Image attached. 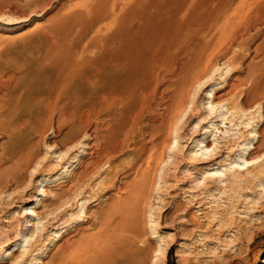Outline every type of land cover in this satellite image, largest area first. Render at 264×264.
<instances>
[{
  "label": "rangeland",
  "instance_id": "rangeland-1",
  "mask_svg": "<svg viewBox=\"0 0 264 264\" xmlns=\"http://www.w3.org/2000/svg\"><path fill=\"white\" fill-rule=\"evenodd\" d=\"M149 1L182 6L177 19L187 21L189 34L164 52L131 116L130 133L126 129L115 151L112 135L124 105L106 90L107 81L100 82L95 65L107 55H125L126 32L141 24L137 16L157 11L146 7ZM152 1L0 0V115L10 114L0 116V264H264V168L257 167L264 163V0ZM202 57L205 73L187 93V108L155 172L143 214H127L119 199L129 195L127 184L137 171L149 168V151L143 150L155 145L154 125L167 121L182 96L187 60ZM73 63L86 70L76 65L83 79L98 73L97 88L85 96L53 86L59 67L70 71ZM230 84L236 85L232 93ZM249 95L258 96L246 116L227 114L234 123L225 124L211 111V102L216 109L231 107ZM205 128L210 132L204 134ZM252 131L260 137L253 140ZM215 136L221 149L202 156L201 146ZM250 141L260 145L259 158L251 174L239 176L228 163L242 162L240 145ZM29 147L34 157L23 173L16 162ZM137 155L145 158L136 161ZM216 156L231 178L225 185L223 178L205 174L218 167ZM13 173L22 176L14 180ZM35 197L42 202L36 205Z\"/></svg>",
  "mask_w": 264,
  "mask_h": 264
},
{
  "label": "bare ground",
  "instance_id": "bare-ground-1",
  "mask_svg": "<svg viewBox=\"0 0 264 264\" xmlns=\"http://www.w3.org/2000/svg\"><path fill=\"white\" fill-rule=\"evenodd\" d=\"M114 1V0H113ZM142 1V0H141ZM152 1V0H151ZM159 1V0H158ZM181 0H178L177 2H180ZM183 1V0H182ZM181 1V2H182ZM150 2V1H149ZM160 2V1H159ZM176 2V1H175ZM186 2V1H185ZM148 3V2H147ZM146 3V4H147ZM183 3V2H182ZM222 3V2H221ZM249 3V2H248ZM145 4V5H146ZM227 5V3H226ZM173 6V5H172ZM176 6V5H175ZM237 6V5H236ZM147 8H156L157 11L153 14H140L137 16V19H138V22L140 21V25L137 26V27H134V29H130L128 30V32H126L127 34V37L124 39H121L122 42L120 41V43H123V40H124V45L125 48H127V51L125 53V55H121L123 53H121L120 55H107V57H105L104 59L105 60H101L102 62H99V63H95L96 65V70L98 73V75H101V77L99 76V80L101 79L102 82L104 81H107L109 83V87L107 88L106 86V90L110 88V94L112 95V97H114V101H116V103H119L120 105H124V110L122 115H121V118L120 120H118V117L115 119V120H118L116 121L117 123V126L114 125V131H113V138H114V141H115V144H114V150L116 151L117 149L119 150L120 148V145L118 144V139L121 137V135L126 131L129 123L132 121L131 119V116H136V112H137V109H139V104H140V99L141 96L147 92V90L149 89V86H150V83H151V79H152V73L154 74L155 72L154 69L155 67L157 66V64L159 65V62L166 56L164 55V52L166 50H168L172 44L174 45V41L176 39H178L182 33H186L185 29L186 26L185 24H187L186 22L184 21H180L177 19L178 17V14H179V9L180 8H176L174 9L175 7H171L170 6V3L169 5L168 4H164V5H159L156 1H152L150 2L147 6ZM142 8V7H141ZM146 8V9H147ZM185 8V7H184ZM229 8V7H228ZM215 9V7H214ZM210 11V10H209ZM216 11V10H215ZM143 12V11H142ZM219 12V11H218ZM183 14V13H182ZM186 14V13H185ZM211 14V13H210ZM219 15V14H218ZM133 16V15H132ZM217 16V14H216ZM128 17H130L128 15ZM218 17V16H217ZM131 18V17H130ZM184 20H187V19H184ZM211 20V19H210ZM219 20V19H218ZM240 20V19H239ZM137 22V21H136ZM189 22V21H188ZM134 23V22H133ZM191 23V22H190ZM128 24V23H127ZM189 25V24H188ZM193 25V24H192ZM190 26V25H189ZM191 27V26H190ZM189 27V28H190ZM195 27V26H194ZM129 28V27H128ZM127 28V29H128ZM192 28V27H191ZM190 28V29H191ZM206 28V27H205ZM193 29V28H192ZM198 29V28H197ZM196 29V30H197ZM185 31V32H183ZM192 31V30H191ZM199 31V30H198ZM201 31V30H200ZM188 32V31H187ZM190 32V31H189ZM193 33V32H192ZM208 33V32H207ZM189 34V33H188ZM187 34V35H188ZM186 35V34H185ZM186 35V36H187ZM186 36H183L184 38H186ZM182 37V36H181ZM179 38L180 40H177L181 42L182 38ZM223 38V37H222ZM189 41V40H188ZM244 42V41H243ZM197 45V44H196ZM206 46V45H205ZM208 46V45H207ZM202 47V45H201ZM191 48V47H190ZM200 48V46H199ZM184 49V48H182ZM117 51V49H116ZM122 51V50H121ZM124 51V50H123ZM122 51V52H123ZM197 51V50H196ZM125 52V51H124ZM163 52V53H162ZM163 54V55H161ZM202 54V53H201ZM233 54V53H232ZM213 55V54H212ZM106 56V55H105ZM201 56H204L203 54L199 56V53H198V57H201ZM171 57V56H170ZM192 57V56H190ZM210 57V55H209ZM209 57L206 56V59H205V63L206 65H208L209 63ZM166 58V57H165ZM208 58V59H207ZM212 58V56H211ZM191 59V58H190ZM193 59V58H192ZM191 59V60H192ZM189 60V59H188ZM188 64L185 63L186 67L188 70H184L186 72V76H184L185 78V82L184 84H180V85H183V92L179 94H182V96L179 98V99H176L178 100V102L176 100V104L175 106L171 109L170 106L168 107V110L170 108V116L168 117V114L166 115L168 117L167 121L165 122L164 121V124H159V125H154L153 127L157 130L156 134L159 133L158 135H154L155 136V139H154V146L150 148H148L146 145V147H144V150L143 152H148V159H147V163H148V169L147 170H142V172H140L139 170L137 171V174H136V177L134 180H132L131 182H129L127 185L128 187V190H129V195H126L127 197L125 198H120L119 199V204L122 206V208H124L125 212H128L133 216V215H138L142 213V210L141 208L143 207L142 204H144L149 197H151V192H152V184H153V180H154V175L156 174L155 172L158 171V165L161 164L163 161V157H164V153H165V149L166 147H168V145H171V138L173 136V134L175 133L176 131V127H177V120L179 121V118L181 117L182 113L185 112L186 110V102H187V96L190 95L189 93H191V87L192 86H195L194 84H198L199 80L201 79V77H203V74L205 73V70H201L200 67L202 65L201 61L203 60V57L202 58H197L196 62H191L188 61ZM207 60V61H206ZM164 62V61H163ZM190 62V63H189ZM232 62V61H231ZM165 63V62H164ZM201 63V65H200ZM230 63V61H229ZM68 64V63H67ZM72 64V63H70ZM163 64V63H162ZM210 64V63H209ZM74 65V63H73ZM73 65L71 66V68L73 67ZM76 65L78 64H75L74 68L71 69L70 71L67 70H61L60 71V67H59V70H58V79L57 78H54V79H57L56 81H54V88L57 89L59 88L61 91H65L67 93H79V94H82L84 93V96L86 94V92L88 90H90V88H93L95 87L96 83H97V77L98 75L96 74V79L95 76L94 78L92 79L91 77H88V74H87V79H83V77H80V71H82V69L84 68H80L82 66H79L80 68V71L78 72V68L76 67ZM161 65V64H160ZM168 65V64H167ZM170 65V64H169ZM205 65V66H206ZM212 65V64H211ZM211 65H208V67L210 68ZM228 65V64H227ZM64 67V66H63ZM66 67V65H65ZM185 66H183L184 68ZM207 67V66H206ZM207 67V68H208ZM158 68V67H157ZM182 68V67H181ZM53 69V68H52ZM66 69V68H65ZM178 69V68H177ZM205 69V67H204ZM54 70V69H53ZM56 70V69H55ZM85 70V69H84ZM83 70V72H84ZM207 70V69H206ZM52 71V70H51ZM60 71V72H59ZM86 71V70H85ZM204 71V73H203ZM57 73V71H55ZM82 72V74H83ZM178 72V71H177ZM183 72V71H182ZM181 73V72H180ZM183 74V73H182ZM181 74V75H182ZM52 75H55V74H52ZM156 75V74H155ZM154 75V76H155ZM177 75V74H176ZM178 75H179V72H178ZM180 75V76H181ZM84 76L85 73H84ZM153 76V77H154ZM183 76V75H182ZM181 76V77H182ZM180 77V79H181ZM86 78V77H85ZM183 78V77H182ZM179 79V78H178ZM100 80V82H101ZM52 81V80H51ZM166 81V80H165ZM183 81V79H182ZM201 82V80H200ZM155 83V82H154ZM52 84V82H51ZM104 85V83H102ZM179 83H177L176 85H178ZM101 85V84H100ZM152 85H153V82H152ZM173 85V84H172ZM99 86V84H98ZM155 87L157 88L158 86L155 85ZM154 87V88H155ZM175 87V86H174ZM51 88V87H50ZM53 88V89H54ZM97 88V87H95ZM102 89L104 88L103 86L101 87ZM99 89H100V86H99ZM98 89V90H99ZM101 89V90H102ZM182 89V88H181ZM193 89V88H192ZM236 89V85L233 84L229 86V89H228V93H232L234 92V90ZM96 90V89H95ZM99 91V92H102L104 90V93L106 92L105 89H103L102 91ZM190 90V91H189ZM155 91V89H154ZM157 91V90H156ZM174 91V90H173ZM177 91V90H175ZM60 92V91H59ZM91 92V91H90ZM96 92V91H95ZM98 92V93H99ZM189 92V93H188ZM263 92V91H262ZM74 94V95H77V94ZM103 93V92H102ZM150 93V92H149ZM188 93V95H187ZM89 94V91L88 93ZM108 94V93H107ZM177 94V92L175 93ZM240 94V93H239ZM67 95V94H66ZM93 94L91 93L90 96H92ZM147 95V94H146ZM208 95H209V98H214L215 95H216V88H213L212 90H210L208 92ZM236 95V94H235ZM238 95V94H237ZM259 95V94H258ZM258 95H249L245 100H243L242 98L240 99V101L238 102V104H232L233 106L231 107H228V106H221L219 109H216V106L211 102L210 103V108H211V111L214 112V113H218L219 112V117H222L223 118V121H226L227 123L225 124H229L230 123H234V119H230V117L228 118L227 117V114L228 113H232V111H236V115L237 116H243L246 113V111H249V109L251 110L253 108V104H254V101L256 100L257 96ZM78 96V95H77ZM77 96H72V97H77ZM83 96V97H84ZM89 96V97H90ZM104 96H106V94H104ZM109 96V95H107ZM175 96V95H173ZM81 97V95H80ZM97 97V96H96ZM145 97V96H144ZM179 97V96H178ZM176 97V98H178ZM82 98V97H81ZM82 100L84 101L85 98H82ZM88 98V97H87ZM99 98V97H98ZM146 98V97H145ZM149 98V97H148ZM171 98V97H170ZM174 98V97H172ZM62 99V98H61ZM69 99V97H68ZM74 101H76V99H78V102L80 101L79 98H72ZM189 99V97H188ZM72 100V101H73ZM87 101V99H85ZM89 100V99H88ZM91 100V99H90ZM113 100V99H112ZM144 100V98H143ZM258 100V99H257ZM68 101V100H67ZM169 101V100H168ZM173 101V102H174ZM236 103H237V100H235ZM11 102V101H10ZM77 102V101H76ZM85 102V101H84ZM83 102V104H85ZM144 102V101H143ZM142 102V103H143ZM233 102V100H232ZM256 102V101H255ZM109 103V102H108ZM114 103V102H113ZM146 103V101H145ZM188 103V102H187ZM234 103V102H233ZM262 103V102H261ZM74 104V103H73ZM98 104V103H97ZM101 104V103H100ZM102 105V104H101ZM115 105V108L116 107V104ZM142 105V104H141ZM151 105V104H150ZM68 106V105H67ZM104 106V105H103ZM143 106V105H142ZM172 106V105H171ZM1 107V106H0ZM101 107V106H100ZM112 107V105H111ZM110 107V108H111ZM122 107V106H121ZM259 107V106H258ZM104 108V107H103ZM114 107H112L113 109ZM144 109V108H142ZM224 109L226 111H224ZM73 110V108H72ZM80 110V109H79ZM121 110V111H122ZM71 111V110H70ZM69 111V112H70ZM140 111L142 112V110L140 109ZM139 111V112H140ZM154 111V110H152ZM7 112V111H6ZM53 112V111H52ZM112 112V111H111ZM113 112H115L113 110ZM112 112V113H113ZM119 112V111H118ZM117 112V113H118ZM155 112V111H154ZM157 112V111H156ZM165 112V111H164ZM72 113V112H71ZM74 113V112H73ZM76 113V111H75ZM116 113V112H115ZM168 113V112H167ZM4 114V113H3ZM107 114V113H106ZM109 114V113H108ZM156 114V113H154ZM153 114V115H154ZM161 116L163 114L159 113ZM157 113V115H159ZM235 114V113H234ZM234 114L232 113L231 116H234ZM140 114L137 115V118L140 120ZM165 115V113H164ZM212 115V114H210ZM2 118L6 119L7 117L10 116V114L7 112L6 114L4 115H0ZM70 116H73L72 114ZM116 116V115H115ZM139 116V117H138ZM216 116V115H215ZM236 116V117H237ZM246 116V115H245ZM109 118L111 116H108ZM165 117V116H164ZM235 117V116H234ZM253 117V116H252ZM161 118V117H160ZM166 118V117H165ZM182 118V117H181ZM215 118V117H214ZM113 119V120H114ZM131 119V121H130ZM164 120V119H163ZM166 120V119H165ZM228 120V121H227ZM130 121V122H129ZM156 121V119L154 120ZM158 121V119H157ZM219 121V120H218ZM222 121V122H223ZM112 122V121H111ZM140 122V121H139ZM151 122V120H150ZM163 121H161L162 123ZM212 122V121H210ZM216 122V121H215ZM113 123H115L113 121ZM111 123V124H113ZM133 123H136L133 121ZM141 123V122H140ZM139 123V124H140ZM146 123V122H145ZM148 123V122H147ZM213 123V122H212ZM138 125V123H136ZM135 124V126H136ZM150 124V123H149ZM153 124V122H152ZM157 124V123H156ZM134 125V124H132ZM151 125V124H150ZM237 126H240L238 124H236ZM1 126V125H0ZM217 126V125H216ZM226 126V125H225ZM147 127V125H146ZM213 127L215 129H219L218 127H215V125L213 124ZM3 130L5 129L4 127V123H2V127H1ZM109 128H110V125H109ZM134 128L133 126H131V129ZM151 127H149L150 129ZM227 128V127H226ZM70 129V128H69ZM129 129V128H128ZM127 129V130H128ZM148 129V127H147ZM153 129V128H152ZM233 129V128H232ZM249 129V128H248ZM1 130V129H0ZM6 130V129H5ZM75 131V130H74ZM73 131V132H74ZM129 133H130V130H128ZM153 131V130H152ZM147 132V131H146ZM155 132V131H154ZM164 132L165 136H161V133ZM208 132H210L209 129H206L205 128V132L204 134H207ZM213 132V131H212ZM2 133V132H0ZM126 133H128L126 131ZM128 133V134H129ZM148 133V132H147ZM76 134V133H75ZM154 134V133H153ZM163 134V133H162ZM237 134V133H236ZM78 135V133H77ZM149 135L151 136L152 133ZM126 136V135H125ZM128 136V135H127ZM108 137H109V134H108ZM153 137V136H152ZM162 137V138H161ZM258 138L260 136H258V134H254V132L252 131V139L255 140V138ZM74 138V137H73ZM205 138V137H204ZM203 138V139H204ZM112 139V138H111ZM122 139V138H121ZM126 139V138H125ZM128 139V138H127ZM15 140V139H14ZM124 141V140H123ZM175 141L178 143L179 142V138L178 136L175 138ZM152 141L150 140V143ZM229 142V141H227ZM257 142V141H256ZM124 143V142H123ZM134 143V142H133ZM203 141H199V144H202ZM205 143V142H204ZM18 144V143H17ZM153 144V143H151ZM220 140L219 138H217V136L214 137L213 141L209 140L207 141L203 146H201V154L202 156H209V154H211L212 152H214L215 150H218L219 148L221 149L220 147ZM229 144V143H228ZM226 145L227 147L224 148V149H227L228 153L230 154L233 150L232 146L230 147V145ZM259 144V143H258ZM10 145V144H9ZM257 145V144H256ZM253 142L250 141V143L246 144V143H241L240 147H242V149L240 148L241 150V155L238 154V156L240 157L241 161L242 162H237L236 160L231 162V163H228L229 166L230 165H233V169L234 170V173H238L239 176L242 175L243 172H248L249 170H252L250 169L252 166H254L255 164V161H257V159L259 158V154H260V145L256 146ZM22 146V145H21ZM122 146V145H121ZM224 147V146H223ZM222 147V148H223ZM141 148V147H140ZM138 149V148H137ZM143 149V148H142ZM13 150V149H12ZM112 149H110L111 151ZM248 151V152H247ZM143 152H140V153H143ZM223 152V151H222ZM225 152V151H224ZM234 152V151H233ZM139 152H137V154H140ZM7 154V153H6ZM20 155H18V161L16 163H18V167L21 168L23 170V173H25L24 171H27V169H29L31 163H32V159L34 157V151L31 147H29L25 152H20L19 153ZM234 154V153H233ZM232 154V155H233ZM144 155V154H143ZM143 155H137L139 157H137L136 161H139L140 158H142ZM216 155V154H215ZM217 156H218V153H217ZM216 156V157H217ZM230 156V155H229ZM144 157V156H143ZM220 158V154L218 156ZM218 157L216 159L213 160V162H216L218 160ZM145 158V157H144ZM230 158V157H229ZM227 158V160L229 159ZM236 158V157H235ZM7 159V158H6ZM76 160V159H75ZM144 160V159H143ZM16 161V160H15ZM162 161V162H161ZM220 161V160H219ZM216 162V165L218 166L217 168H207L206 169V177L208 175L209 176H213V177H217L218 180L220 181V179L223 178V180H221V183L222 185H225L223 182H226L227 180L229 181L231 178L229 177H226V174L228 175V173H226V171L224 169H221L223 167H225L224 165L223 166H220V162ZM208 162V161H207ZM228 162V161H227ZM259 163V162H258ZM258 163H257V167L259 168H264V163L263 164H260L258 166ZM209 166H212L210 165V162L208 164ZM222 165V164H221ZM226 165V164H225ZM146 166V167H147ZM208 166V167H209ZM247 166V167H245ZM207 167V166H206ZM72 168H75V166H72ZM19 170V169H18ZM157 170V171H156ZM11 171V170H10ZM257 171V170H256ZM262 172V171H260ZM264 172V170H263ZM22 173V172H21ZM248 173H252L251 171H249ZM14 174V173H13ZM259 174V173H258ZM109 175V174H108ZM232 175V174H231ZM235 175V174H234ZM22 175L21 174H14V177L13 179L14 180H19V178L21 177ZM236 176V175H235ZM237 178V177H236ZM132 179V178H131ZM206 179V178H204ZM13 180V181H14ZM216 180V179H215ZM249 181V180H248ZM47 182V183H46ZM46 185H49L51 183V181L48 179L46 180ZM220 183V184H221ZM227 183V182H226ZM235 183V182H234ZM231 185V184H230ZM120 187V186H119ZM127 192V191H126ZM126 192H124L125 194H127ZM121 197V196H120ZM34 199V203H36V205L38 203H41L42 202V199L39 197H35L33 198ZM150 199V198H149ZM29 214L31 212H28ZM124 213V212H123ZM129 214V215H130ZM143 214V213H142ZM128 215V216H129ZM131 217V216H130ZM114 230V229H113ZM57 237H60V234L57 233ZM49 247L45 250V252L42 254L41 257H45L48 252L50 251V247L53 246V243H50L48 245ZM14 248V247H13ZM13 248H11L10 250H8L7 252V256H11L12 253H9V251H11ZM3 261V260H2ZM35 264H40V261L37 260L35 262Z\"/></svg>",
  "mask_w": 264,
  "mask_h": 264
}]
</instances>
